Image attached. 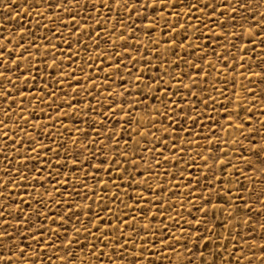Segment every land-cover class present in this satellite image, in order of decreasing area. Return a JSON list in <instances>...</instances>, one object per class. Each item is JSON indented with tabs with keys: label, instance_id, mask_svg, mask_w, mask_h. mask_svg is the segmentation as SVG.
Instances as JSON below:
<instances>
[{
	"label": "snow or ice",
	"instance_id": "1",
	"mask_svg": "<svg viewBox=\"0 0 264 264\" xmlns=\"http://www.w3.org/2000/svg\"><path fill=\"white\" fill-rule=\"evenodd\" d=\"M257 7L264 9V0H0V264H264V88L257 97L241 83L264 84V10ZM209 53L215 63L204 59ZM201 64L210 71L201 72ZM213 73L228 89L211 92L227 101V151L243 171L224 159V149L215 153L218 139L205 135L200 144L191 131L204 127L196 123L201 112L217 103L200 83ZM113 84L118 92L108 91ZM258 99L259 129L256 109L247 106ZM36 108L41 119L29 123ZM108 121L114 130L102 133ZM194 146L195 158L181 166ZM197 158L205 171L194 176ZM170 160L171 172L161 167ZM254 162L261 167L253 169Z\"/></svg>",
	"mask_w": 264,
	"mask_h": 264
},
{
	"label": "rangeland",
	"instance_id": "2",
	"mask_svg": "<svg viewBox=\"0 0 264 264\" xmlns=\"http://www.w3.org/2000/svg\"><path fill=\"white\" fill-rule=\"evenodd\" d=\"M259 4H260V0H253V5H254V6H258ZM260 10H264V9H260L259 7H257V11H260ZM10 12H11V14H14L15 9L10 10ZM3 15H4L3 9L0 8V17H2ZM111 15H112V14H109V19H111ZM137 23L139 24L140 22L137 21ZM31 26H32V24H31L30 21H27V22L25 23V27H31ZM97 31H99V30H97ZM65 35H67V34L65 33ZM157 35H158V33H156V32H154V33L152 34L153 38H155ZM37 38H38V40H39V36H38ZM131 39H132V37L130 36V37H129V41H131ZM140 40H141V44H143V43L146 42L145 37L143 36V34H141V36H140ZM194 42H195V41H194ZM210 43H211V42H209V44H210ZM58 47H59L60 49H64V45H63V44H58ZM72 47L75 48L76 46L73 44ZM103 47H104V45L101 44V48H103ZM161 47H163V45H161ZM64 50L67 51L66 49H64ZM117 50L119 51V49H117ZM178 51H179V49H178ZM215 51H216L217 53H220V52H221V49H220V48H216ZM133 54L135 55V53H133ZM56 55L59 57V52H57ZM90 55H93V53H92L91 51H89V52H85V53L83 54V57H87V56H90ZM210 57H211V53H209V56H205L204 59H205V60H208ZM173 59H174V58H173ZM211 59L213 60V63H215V57H211ZM253 59H256V58L254 57ZM197 63H199V62H197ZM230 63H231V61H230ZM67 67H68V68H71L72 65H68ZM125 67H127V62H126V61H125ZM137 67H139V65H138ZM237 67L239 68V65H237ZM216 68H217L221 73H223V67H222L221 65H216ZM177 70H179V68H178ZM204 71H210V69H209L206 65L201 64V72H204ZM121 73H123V69L121 70ZM150 75H152L151 72L146 73V77H145V78H147V77L150 76ZM189 75L191 76L192 73H189ZM214 75H215V74L213 73V76H210V77H209V81H208V82H203V81H202V82H200V83H201V87H203L204 89H206L210 95H214V96L216 97L217 103H216L215 105H213V104L210 102V103H209V107H208L207 109H203V111L201 112L200 120H198L196 123H197L198 125L201 124V123H203L204 127H202V128H199V127H193V128H191V131L194 132V133H196V134L198 135L199 139H198L197 142L200 143V144H204V143H205V141H204V139H203V137H204L205 135L208 137V140H212V141H214V144H215L216 140L218 139V140H219V145H218L217 148H215V153L218 155L219 151H220L221 149H224L225 152H226V154H225V156H224V159H226V160L231 159V160H232V164H235L236 167H237V169H239L240 171H243L242 166H241L240 164H238V163L236 162L235 159H232V153L229 152V151H227L229 145L226 143V141H227V140H230L231 137H232V133H231V131H227V132L225 131V128H227V125H226V124H223V121H226V120H227V116L225 115V110H224V108H223V105L227 104V101H225V100H224V99H223L218 93H212V92H211V89H212L213 87H215V88L218 89V90H220V89H224L225 91H228V89H225V88H224V84H223V83H221V82L218 81V80L213 79ZM245 75H246V73H245ZM112 79L115 80V79H116V76L113 75ZM165 79H167V77H165ZM183 82H184V83H188L189 81H188L187 79H185ZM29 83H31V81H29ZM37 83L39 84L40 81L38 80ZM241 83H242L244 86H246L247 88H252V89H254V91L256 92L257 97H259V94H260L261 89L264 88V84H261V82H260L259 80H257L255 84L248 83V80H247V79L241 81ZM72 87L75 88V87H77V86L73 84ZM113 89H116L117 92L119 91V89L116 87L115 84H113V85H112V88L108 89V91H112ZM26 90H27V89H26V87H25V91H26ZM66 91H67L69 94H71V93H72V88H67ZM101 91H103V89H101ZM238 91H239V89H238ZM132 94L135 95V93H132ZM241 96H243V93H241ZM230 98L232 99L233 103L230 104V105H228V107H229V108H233V107H235V99H236L235 94L233 93L232 96H231ZM46 99H47V97H46ZM73 99H79V97H73ZM118 102H119V101H118ZM18 103H19V101H18ZM92 103L95 104V100H93ZM25 106H26L27 109H31V108L33 107V104H29V103H27V101H26V102H25ZM247 106H248V107H254V108L256 109V111L253 112V120H254V122H255V124H254L255 128L259 129V121L256 120L257 115H259V109H260V101H259V99L257 100V104H256V105H254V106H253V105H247ZM15 107H16V106L13 105V108H15ZM150 107H151V105H150ZM195 107H197V109L199 110V109L202 108V104H201V105H195ZM3 109H4V105H0V113H2ZM44 111L47 113L48 110H47V109H44ZM105 111H107V110H105ZM25 114L28 115L29 113L26 112ZM53 115H55V113H53ZM117 115H120V114H117ZM244 115H245L244 112H241V113H240V116H241V117H243ZM222 118H223V119H222ZM0 119H2V115H0ZM33 119H35V120H39V119H41V117H40V108H36V111H35V117H34V118L30 117L29 123H32V122H33ZM80 121H81V123H80L79 126L83 127V123H82V121H83V117L80 118ZM213 121H215L214 124H213ZM236 122H238V121H235V120H234V123H236ZM8 123H9V127H11V122L9 121ZM63 123L69 125V128H70V130L72 131V134H73V135L76 134V133H75V125L71 124V123H70L69 121H67V120L63 121ZM222 124H223V126H222ZM165 126H167V125H165ZM250 126H251V125H250ZM55 127H56V126H53V129H54V130H53V133H52V135H53L54 138H56V137H55ZM97 127H98V125L93 124V128H97ZM114 127H115V128H119V127H120V124L117 123V124H115ZM184 127H185V128L190 127V126L188 125L187 121H185V123H184ZM108 130H114V128H113V122H112V121H108V122H106L105 128H104V129H100V131H101L102 133L105 132V131H108ZM62 131H63V129H61V132H62ZM177 133H178V135L180 136V138H182V139H191V137H186L185 134H184L183 132H180L179 129H177ZM159 134H160V133L158 132L157 135H159ZM8 135H9V137H11V136H12V132L9 131V132H8ZM260 135H261V133H260L259 131H257L256 134H255V139H256L257 142H259ZM91 136H92V133L89 132V139H91ZM57 139H58V138H57ZM101 139H103V136H101ZM2 143H3V141L0 140V144H2ZM109 143H110V142H109ZM141 143H143V141H142ZM179 143H180V141L177 140V146H179ZM249 143H250V141H244V142H243L244 145H247V144H249ZM25 146H26V144H21V145H19V147H20L21 149H24ZM148 147H151V144H150V143H149ZM156 147H157V148H160L161 146L158 144V145H156ZM231 147H238V146H236V145H231ZM196 151H197V149H196L195 146H194V147L190 150V152L185 153V155H184V159H183V161H181V166H182V164H183L184 162L189 161L190 156L193 157V158H195V156H196ZM246 154H247V152H245V155H246ZM147 155H148V154H147V152L145 151V152H144V156H145V158H147ZM165 155L167 156V155H169V153H168V152H165ZM200 155H201V157H203V156L205 155V153L203 152L202 149L200 150ZM101 158H103V154L101 155ZM17 159H19V157H18ZM157 159H160V157H157ZM91 163H92L93 165H95V164L98 163V160H92ZM13 164H14V166H15V161H13ZM4 166H5V161H4L3 159H0V169H2ZM29 166L31 167L32 165L30 164ZM161 167H162V168H163V167H168L169 171L171 172V171H172V169H171V160H170L168 166H165V165L162 164ZM230 167H231V165H229L228 167H226V168H225V172H228V170H229ZM259 167H261V165H258V164H256L255 162L253 163V169H257V168H259ZM197 169H199V171H197ZM253 169H249V170H248V175H250V176L258 175V173L254 172ZM190 170H191V172H192V174H193L194 176H199V175H201L202 173H204V171H205L203 165L201 164L200 159H198V158L195 159V163L190 164ZM88 171L91 172V169H88ZM21 174H23V169H21ZM141 174L143 175V173H141ZM61 175H63V173H61ZM71 175H72V174L69 173V176H70V177H71ZM100 175H101V177L103 178V172H101ZM184 175L186 176V175H187V172H185ZM209 178L211 179V177H209ZM3 179H4L3 174H2V172H0V181H3ZM58 180H59V177H57L55 180H52V181H47V180H46V182H45V187H48L49 190H51V186H52V184H53V183H58ZM164 181H165V185L170 186L167 177L164 178ZM158 182H159V178H157L156 180H151V179H149V181H148V183L152 184L153 186H155V184L158 183ZM87 183L92 184L93 181L89 180V181H87ZM201 183H204V181L202 180ZM257 186H259V185H257ZM24 187L27 188V192H28V193H31V195H32L33 198H37V197H38V191H37L36 188H32V187H31L30 185H28V184L24 185ZM37 188H39V185H37ZM78 190L81 191V192H83V187H78ZM17 191H18V190H17ZM98 191H99V189H98ZM139 191H140V189L137 188V189L133 190V194H134L135 192H139ZM42 193H43V188H39V194H42ZM22 195L24 196L25 199H27V194H26V193H22ZM119 195H120V198H121V199H126V197H124L123 193H120ZM148 195L151 196V193H148ZM161 195H162V194H161ZM13 198H16L15 195L13 196ZM72 199H73L75 202H78V203H85V202H86V201H81V200L79 199V197H77V196H73ZM173 199L177 201V211H179V210H180V209H179V203H178V201H179V197H174ZM128 202L131 203V201H128ZM37 206H38V205H37ZM109 206L112 207L111 204H109ZM184 206H185V208L188 207L187 202H185V205H184ZM92 207H93V211H95V210H96V204L93 203ZM42 211H43V210H42ZM101 215H103V213H102ZM81 219H83L82 216H81ZM158 219H159V217H158ZM143 222H144V221H141V223H143ZM152 223L155 224L156 221H153ZM21 231H23V229H21ZM81 240H83V236L81 237ZM25 242H26V243L28 242V241H27V238H26ZM257 243H259V240H257ZM257 255H258V253H257ZM172 260L175 261V257H172ZM89 264H92V262L90 261ZM163 264H167V261L165 260V261L163 262Z\"/></svg>",
	"mask_w": 264,
	"mask_h": 264
},
{
	"label": "bare ground",
	"instance_id": "3",
	"mask_svg": "<svg viewBox=\"0 0 264 264\" xmlns=\"http://www.w3.org/2000/svg\"><path fill=\"white\" fill-rule=\"evenodd\" d=\"M230 131V130H229Z\"/></svg>",
	"mask_w": 264,
	"mask_h": 264
}]
</instances>
